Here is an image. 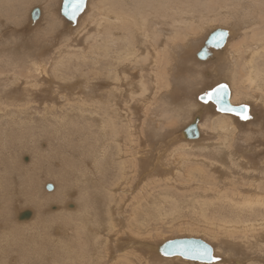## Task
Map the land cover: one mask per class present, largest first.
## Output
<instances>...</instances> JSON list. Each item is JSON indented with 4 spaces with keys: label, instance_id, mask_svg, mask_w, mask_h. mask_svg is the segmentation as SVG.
<instances>
[{
    "label": "bare ground",
    "instance_id": "obj_1",
    "mask_svg": "<svg viewBox=\"0 0 264 264\" xmlns=\"http://www.w3.org/2000/svg\"><path fill=\"white\" fill-rule=\"evenodd\" d=\"M62 2L0 0V264H187L181 256L158 252L168 239L157 241L163 231L155 226L168 215L179 217L189 204L193 211L182 210L196 217L200 226L195 227L203 232L176 238H203L223 264H264V0H87L75 22L61 14ZM35 8L40 15L33 19ZM214 19L222 23L211 28ZM219 28L230 33L226 44L208 47V56L199 58ZM195 62L208 66L203 70ZM214 75L221 76L215 84L200 80ZM220 83L229 87L232 104L249 106L251 120L217 112L211 102L198 99ZM160 93L167 94L165 111L177 118L192 116V121L159 131L168 116L158 127V116L148 107L161 99ZM12 99L17 101L9 103ZM208 108L217 112L210 117L211 130H206L211 121L205 125ZM114 112L115 118L116 113L131 118L141 112L153 121L141 131L127 126L124 134ZM196 117L200 136L189 139L184 129ZM74 137H81L77 144ZM44 138L49 144L43 150ZM56 143L63 159L69 151L80 156L79 163L69 158L75 164L65 166L60 160L51 170L59 157ZM30 148L36 150L33 155ZM195 148H205L208 158ZM192 149L202 157L195 152L194 159ZM23 151L30 154L24 158L28 162ZM173 169L182 188L199 184L195 198L196 186L184 193L193 201L182 199L188 203L182 205L178 194L173 199L168 180L169 193L155 194L153 202L141 198L151 202L149 208L133 203L131 218L124 214L127 209L119 210V176L129 183L139 179L140 185L147 176L160 178ZM233 169L242 175L237 173L238 182H231ZM227 173L230 182L223 179ZM60 174L59 181L68 183L44 191L43 181ZM107 177L119 181L113 200L105 193ZM67 195L76 196L75 207L61 204L66 210H53L55 199ZM29 217L32 222L26 224Z\"/></svg>",
    "mask_w": 264,
    "mask_h": 264
},
{
    "label": "rangeland",
    "instance_id": "obj_2",
    "mask_svg": "<svg viewBox=\"0 0 264 264\" xmlns=\"http://www.w3.org/2000/svg\"><path fill=\"white\" fill-rule=\"evenodd\" d=\"M41 3V2H40ZM39 5V4H38ZM219 19H214V20H212L211 22H209V26L211 27V28H214V27H218L219 25L218 24H220V23H222V22H220V21H218ZM217 21V22H216ZM215 22H216V24H215ZM220 22V23H219ZM215 25H214V24ZM225 22H223V27H224V25H225V27H227V25L228 24H224ZM213 25V26H212ZM220 26H222V24L220 25ZM6 28V27H5ZM45 30L44 29H42V33L44 32ZM198 36H200V35H198ZM238 38V37H237ZM0 49H1V47H0ZM0 56H2V55H0ZM202 61H207V60H202ZM202 63V64H201ZM201 63H194L195 64V66L197 67V68H200V69H203L204 70V68L205 67H207L208 66V62H201ZM204 64V65H203ZM199 71H201V70H199ZM216 73H218V71L216 72ZM215 76H217V77H215ZM204 78H200V80L203 82V81H208V84H215V83H213V82H215L216 81V83H217V80L219 79V78H221V76L219 77L218 75H214L213 77H207V76H203ZM177 80V78H175L174 77V79H172V84H174L175 83V81ZM220 81V80H219ZM177 82V81H176ZM221 82V81H220ZM236 85H235V88L236 87H238V86H240V85H238L237 83H235ZM208 87V86H207ZM237 89V88H236ZM160 95H161V99H158L157 101H156V99H154V102H153V100H152V102L150 103V107L153 105V107L155 108L156 106V108L154 109V108H150V107H148L149 108V110H148V112L150 111H152L153 112V114L154 115H156V116H158V118H157V121H156V123L158 124V122H159V124H158V127H160L161 126V124H163L162 125V127H160L159 129V131H162L161 129L162 128H164L165 127V129L163 130V131H166L167 129H173V128H175L174 126L176 125L177 127H178V125H181L182 124V120H183V123L187 120V124H188V122L192 119V116H190V117H185L184 118V116L185 115H183V117H181V115L179 116L181 119H178L177 118V115H179V114H177V113H175L174 111V113L175 114H172V112H171V110L170 111H168V109L165 111V108H167L166 107V103H165V99L164 98H167V94H164V93H160ZM64 99H66V98H64ZM237 99V98H236ZM235 99V101H239V100H236ZM15 100V99H14ZM14 100L12 99V100H9V103H11L12 101L14 102ZM11 101V102H10ZM17 100H15V102H16ZM241 101V100H240ZM252 101V100H251ZM64 102H65V104H66V100H64ZM64 102H63V104H62V106H64L65 104H64ZM202 102V101H201ZM143 104H144V102H142ZM164 103V104H163ZM203 104H209V103H204V102H202ZM58 105H60V103L58 104ZM165 106V107H164ZM40 107H42L41 105H40ZM162 107L164 108V109H162ZM127 108V107H126ZM133 108H135V107H133ZM133 108H131V109H133ZM159 108H161V109H159ZM153 109V110H152ZM158 109V110H157ZM208 111L206 112V116L208 117V118H206V122H207V124H206V122H205V125L207 126L208 125V121L211 123H209V125H211V127H209V126H207L206 127V130H208L207 128H210L209 130H211L213 127H214V125H215V122L210 118V117H214V115L217 113L216 111H212V110H210L209 108L207 109ZM126 111V110H125ZM125 111H122L123 113H125ZM156 111V112H155ZM157 111H158V113H157ZM160 111H162L163 113H162V115L163 116H161L160 115ZM166 113V114H165ZM172 115H171V114ZM115 112L113 113V116H114V118H115ZM133 114V116H131ZM130 113V116H131V118H128V117H126L125 118V116L124 117H122V118H125V120H123L121 117L119 118H117V116L119 115V113H116V118H115V120H118V122L120 121V119H122V121H120L119 123L116 121V123H117V125L118 124H120V123H123V124H125V125H123L122 124V127L124 128V129H122L121 128V130L124 132V130H125V132H124V134L126 133V127H127V129H129V128H131L130 130L132 131V129L133 130H139V128H140V131L142 130V129H144V127L143 126H145V127H147V126H149L148 124H151L152 123V121L153 120H149V122L148 121H146V119H144V117L146 118V115L144 116V115H142V113L140 112V113ZM177 114V115H176ZM139 115V116H138ZM161 117V119H160V117ZM166 116H168V117H166ZM171 116V117H170ZM173 116V117H172ZM175 116H176V118H175ZM165 118V121L163 120V118ZM128 118V119H127ZM138 118V119H137ZM182 118H184V119H182ZM132 120L133 122L135 121L136 122V124H138V125H136L135 127H134V125H135V122L134 123H132V124H134V125H132L131 124V122H130V120ZM135 119V120H134ZM159 119V120H158ZM211 119V120H210ZM126 120H128V121H126ZM137 120H138V123H137ZM141 120H143V122L141 123ZM169 120V121H168ZM201 120V119H200ZM208 120V121H207ZM164 121V122H163ZM181 121V122H180ZM192 121V120H191ZM190 121V122H191ZM125 122V123H124ZM128 122V123H127ZM148 123V124H145V123ZM163 122V123H162ZM189 122V123H190ZM246 122V121H245ZM140 123V124H139ZM214 123V124H213ZM86 124V126H87V128L89 127L90 128V126H93V127H95L94 129H96V127H98L95 123H92V125H90V123L88 124V123H83V124H80V125H85ZM96 125V126H94V125ZM128 124V125H127ZM141 124H142V128H141ZM174 124V125H173ZM187 124H184L183 126H182V130L185 128V126L187 125ZM88 125H90V126H88ZM129 125H131L132 127H129ZM213 125V126H212ZM119 127L121 126V125H118ZM138 126V127H137ZM173 127V128H172ZM93 129V130H94ZM130 130H128V131H130ZM127 131V132H128ZM79 132V133H78ZM138 132V131H137ZM77 133V135H79V136H81L82 134V132H81V130H79V131H77L76 132ZM139 133V132H138ZM137 133V134H138ZM208 133H210V132H208ZM127 134V133H126ZM137 134L136 135H134V136H137ZM124 137H126V135H124ZM78 137H76V139H75V137H74V139H73V143H78L79 142V140H80V138L79 139H77ZM46 139V140H45ZM78 140V141H77ZM77 141V142H76ZM210 141L212 142V139L211 140H209V142H208V140L206 141H203L204 143H210ZM51 143V142H50ZM42 147H41V145H40V147L44 150V149H46V146H47V144H49V142H48V139L47 138H44V139H42ZM58 143H56V145H57ZM55 145V149H56V147H59L58 148V150H62L61 148H62V146L60 147V146H56ZM254 145V142L253 143H251L250 144V146H253ZM203 147H208V146H203ZM72 148V147H71ZM75 150L77 149V148H74ZM195 149H197V148H195ZM200 149H202V151L204 152V153H206L205 152V148H200ZM199 148L197 149L198 151L200 150ZM29 150H31L30 152H31V154L33 155V152L35 151L36 152V150H35V148H30V149H28V151ZM32 150H34L33 152H32ZM57 149L55 150V153H56V158H57V156H59L58 157V159H57V162L55 161H53L54 163H55V165L53 164V166H51L50 168H51V170H54V169H56L57 168V166L59 165V163H61L62 162V165H65L66 166V163H67V165L68 164H73L74 162H72V161H76V162H78V158L80 157V156H78V155H71V153L69 152V151H65L67 154H69L70 153V155H67L66 154V158L65 159H63L62 158V152H63V150L62 151H58ZM193 150V149H192ZM191 150V151H192ZM195 151V150H193L192 151V157L194 158V159H196V158H198L197 156H200V157H202L200 154L202 153V154H204L201 150L199 151V152H201V153H199L198 154V151ZM58 151V152H57ZM26 152V151H25ZM24 151H23V155L22 154H20V156L22 155V158H23V160H24V158L26 159V157H30V154H28V152H26L25 153ZM29 152V153H30ZM34 152V153H35ZM60 152V153H59ZM69 152V153H68ZM196 152V153H195ZM81 153V152H80ZM189 153H191V152H189ZM193 153H195V155H197V156H195L194 157V154ZM207 153H209L208 151H207ZM207 153H206V155H203V157L202 158H204V156H207ZM59 154V155H58ZM67 156H68V158H67ZM71 156V157H70ZM72 156L75 158V159H72ZM188 156H190V155H188ZM191 157V156H190ZM189 158V160H190V162H192V160H193V162H198V160H194L193 158ZM199 157V158H200ZM72 160V161H70V159ZM167 158H169V157H167ZM171 158V157H170ZM207 158H208V156H207ZM77 159V160H76ZM192 159V160H191ZM56 160V159H55ZM60 160H62L61 162H60ZM65 160V161H64ZM167 160V159H166ZM25 162H28L29 160H24ZM64 161V162H63ZM170 162V159L169 160H167V162ZM56 163H58V165L56 164ZM79 163V162H78ZM75 164V163H74ZM177 165H179V161H177L175 164H173V168H174V166H175V169L177 168ZM175 169H173L172 170V172L173 173H171V174H169V175H162L160 178H162V179H160L159 177H154V176H152L151 175V177L149 176V178H148V176H147V179L146 180H144V181H142V183L139 185V182H137V181H139V179H137V181H135V180H133V182H131V183H129L128 181H124L123 182V179H121V176H119V180H120V184H119V181H117V180H114V178L112 177H110L111 179H109L108 180V177L107 178H104L103 180H105V183L106 184H104V185H107L108 184V186L107 187H105V189H106V191H108V192H106L105 191V193H106V195L108 196L109 195V200H113L112 199V197H110V195H111V191H113L114 190V188L119 184V190L117 189V191H118V193H119V200H120V208H119V210L120 211H123V209H127L126 211H125V213L124 214H126V215H128V217L129 218H131L133 215H134V213H133V210L134 209H136L137 208V206L136 205H134L135 203L137 204L138 202L139 203H144L143 205H146L144 208L146 209V207H148L149 208V205H150V203L151 202H153L155 199H157V198H154V197H158L157 195H159L160 193H162V192H166L168 189H169V182H168V180L170 181V193L169 194H172V192H173V194H172V196H173V199L177 196V194H178V196L175 198L177 201H178V199H180L179 201L180 202H182L183 200L184 201H187L188 199H190L191 200V198L193 199V197H194V195H196V192H198L199 191V187L197 186V185H199L198 183H194V184H196V185H193L192 187V189L189 187V188H187V187H185V188H182V184H181V179H180V174L178 173V171L176 172V170ZM53 172H55V171H53ZM111 172V171H110ZM239 171H237L236 173H235V170L233 169L232 170V172L231 173H233L234 175H232L233 177H238L237 176V173H238ZM55 174V173H54ZM120 174V173H119ZM174 174H176V175H174ZM230 174H229V176H231ZM238 175H241L240 173H238ZM112 176V175H111ZM231 176V177H232ZM242 176V175H241ZM244 176H246V175H244ZM55 177V175L53 176V177H50L49 179L47 178V180L46 181H43L44 182V186H43V190L44 191H46L47 190V192H52V190H53V192H55L56 190H58V187L60 186V187H63V186H65V184H67L68 182L67 181H59L60 179H62V175L60 174L58 177H60V178H54ZM170 179H169V178ZM248 177V176H247ZM55 180H54V179ZM155 178H158V180L160 179V181L162 182V181H164V182H162L161 184H160V181H158V180H156ZM171 178H173V180L171 179ZM176 178V179H175ZM178 178V179H177ZM224 178H226L225 179V181H227V182H230V180H228V173H227V177H223V179ZM235 178H233V179H235ZM53 179V181H51ZM155 179V181H157V182H155V181H153ZM230 179V178H229ZM233 179H231V182H236L238 179H239V177L238 178H236L235 179V181L233 180ZM107 180V181H106ZM111 180H113V181H111ZM150 180H152V183H151V181ZM166 180H167V182H166ZM55 181H57V182H55ZM59 181V182H58ZM116 181L118 182V183H116ZM123 183H122V182ZM147 181V182H146ZM238 181H240V179L238 180ZM237 181V182H238ZM74 182V181H73ZM115 182V183H114ZM126 182H128V183H126ZM146 182V183H145ZM172 182V183H171ZM48 183H51V184H53V188L51 189V190H48V188H47V186H46V184H48ZM64 183V184H63ZM75 183V182H74ZM110 183V184H109ZM138 183V184H137ZM56 184V185H55ZM173 184V185H172ZM180 184V185H179ZM71 185H72V181H71ZM114 185H115V187H114ZM150 185V186H149ZM45 186H46V188H45ZM113 186V189L111 188ZM149 186V187H148ZM153 186V187H152ZM197 187V189L198 190H194L193 191V189H195L194 187ZM145 187L148 189V190H146L145 189ZM228 187V186H227ZM126 188V189H125ZM130 188V189H129ZM141 188L143 189V190H141ZM152 188H154V190L152 189ZM152 189V190H151ZM164 189L166 190V191H164ZM192 190V192H194V193H192V197L190 198L188 195H187V197H189L188 199L186 198L185 199V197H186V194L184 195V193H186V192H188V190ZM127 190V191H126ZM134 190V191H133ZM140 190L141 191H145V192H141V194H144V195H141L140 194ZM151 190V191H150ZM115 192H117L116 190H114ZM133 191V192H132ZM149 191V192H148ZM152 191H154V192H152ZM159 191H161V192H159ZM110 192V193H109ZM148 192V193H147ZM166 192V193H167ZM178 192V193H177ZM109 193V194H108ZM113 193V192H112ZM139 193V194H138ZM146 193H147V195H146ZM150 193V194H149ZM158 193V194H157ZM117 194V193H116ZM155 194H157V195H155ZM175 194H176V196H175ZM115 196V193L114 194H112L111 196ZM141 195V196H140ZM114 196H113V198H114ZM122 196V197H121ZM138 196V197H137ZM145 198H144V197ZM76 197V196H75ZM75 197H71V196H69V195H67L66 196V198H64V199H62V200H60L61 198H57V199H55L56 200V202H57V200H60V202L58 201L57 203H59V204H57L56 202L52 205V208H53V210H55V209H59V208H61L62 207V205H68V207L66 206V208L67 209H69V206L70 205H74V206H70L72 209L75 207V205L76 204H74V201L72 202V200L73 199H76ZM121 197V198H120ZM140 197V198H139ZM196 197V196H195ZM194 197V198H195ZM124 198V199H123ZM134 198H138V200H136V199H134ZM141 198H143V199H146V200H148V201H151V202H143L142 201V199ZM131 199H134V201L132 200V202H131ZM183 199V200H182ZM122 200V201H121ZM123 200H125V202L127 201L128 203H125ZM136 200V201H135ZM142 201V202H140V201ZM70 201V202H69ZM138 201V202H137ZM183 201V203H182V205L183 204H188V203H186V202H184ZM189 201V200H188ZM187 201V202H188ZM191 201H193V200H191ZM67 202H69V203H67ZM114 202V201H113ZM121 202H124L125 204H126V206H124L125 204H123V203H121ZM76 203H77V201H76ZM130 203V204H129ZM134 203V204H133ZM138 203V204H139ZM62 204V205H61ZM137 204V205H138ZM149 204V205H148ZM58 205V206H57ZM128 205H129V207H128ZM132 205V206H131ZM133 206H136L135 208L133 207ZM185 207H188V209H190L192 206H191V204H189V205H184ZM190 206V207H189ZM28 207V206H27ZM26 207V208H27ZM124 207V208H123ZM132 207H133V210H132ZM182 208L181 207V213L182 214H180V218L179 217H177L178 215H179V213H178V215H176L175 217L173 216V218H172V216H167L166 218H165V221H163L164 222V224L162 223V225H160V226H155V227H157V228H159L158 230H161V231H163V232H161V231H158V233L160 234V232H161V234H160V236H158V237H156L155 239L157 240V241H159V240H164L165 238L164 237H167L166 239H171L172 237H177V236H185L186 234H189L190 232L192 233V235L193 236H199L200 235V233L201 232H203V231H201V229L200 228H198V227H195L196 225L197 226H200V224L199 223H196L194 220L196 219V217L195 216H193V218H195V219H192V214L190 215V212L189 211H183L184 209H187V208ZM35 208V207H34ZM63 209H65L66 210V208L65 207H62ZM70 208V209H71ZM128 208H130L129 209V213H128ZM143 209V208H142ZM183 209V210H182ZM35 210L37 211V209L35 208ZM130 210H131V212H130ZM191 210H192V208H191ZM68 211V210H67ZM119 211V213H121ZM193 211V210H192ZM189 212V213H188ZM59 213V212H58ZM66 213V212H65ZM131 213V214H130ZM130 214V215H129ZM187 214V215H186ZM189 214V215H188ZM183 216H185V217H183ZM31 217H33V216H31ZM31 217H29V218H27L26 220H29V221H25V222H27L26 224H30V223H28V222H32L31 221ZM128 217L126 216V219H128ZM60 218V217H59ZM182 218V219H181ZM186 218V219H185ZM190 219V220H189ZM49 220V218H47L46 219V221H48ZM171 220V221H170ZM174 220V221H173ZM189 221V223H188V221ZM181 223H180V222ZM193 221V222H192ZM22 222H24L23 220H22ZM172 222V223H171ZM185 222H187V223H185ZM174 223V224H173ZM194 223V224H193ZM179 224V225H178ZM187 224H189V225H187ZM171 225V226H170ZM183 225H185V226H183ZM193 225V226H192ZM173 226V227H172ZM189 226L190 227H192V228H189ZM202 226V225H201ZM183 227H185V228H183ZM151 228H154V226L152 227L151 226ZM156 228V229H157ZM162 228V229H161ZM174 228V229H173ZM179 228H181V229H179ZM195 231H194V230ZM183 230V231H182ZM199 230V231H198ZM167 231V232H166ZM184 232V233H183ZM195 232V233H194ZM181 234V235H180ZM164 235V236H163ZM163 238V239H162ZM165 239V240H166ZM188 262H186V260H185V262L187 263V264H195L194 262H192V261H189V260H187ZM190 262H192V263H190Z\"/></svg>",
    "mask_w": 264,
    "mask_h": 264
},
{
    "label": "snow or ice",
    "instance_id": "obj_3",
    "mask_svg": "<svg viewBox=\"0 0 264 264\" xmlns=\"http://www.w3.org/2000/svg\"><path fill=\"white\" fill-rule=\"evenodd\" d=\"M86 6V0H64V14L69 19H76L77 15L84 10ZM230 33L227 31H220L215 33L209 40L210 44L216 47H222L224 40L229 37ZM206 55V53H201ZM228 86L225 84H218L215 87L203 92L198 97L204 103L212 102L214 106L218 107L219 111L235 113L237 117L242 120L249 121L253 117L250 113L249 106L247 104L232 106L229 99ZM186 245L190 244V247H185L181 254H188L191 252L194 259L203 261V264H223V257L217 255L212 247L207 244H198L196 242H185ZM164 254L169 255L167 246L164 249Z\"/></svg>",
    "mask_w": 264,
    "mask_h": 264
},
{
    "label": "water",
    "instance_id": "obj_4",
    "mask_svg": "<svg viewBox=\"0 0 264 264\" xmlns=\"http://www.w3.org/2000/svg\"><path fill=\"white\" fill-rule=\"evenodd\" d=\"M86 3H87V0H86ZM64 0L62 2V6H61V14L65 16L64 14ZM82 12V11H81ZM81 12L77 15L76 19H69L67 16H65L68 20L72 21V22H75L79 15L81 14ZM40 15V10L38 8H35L34 9V12H33V19H36L38 16ZM220 31H227L225 28H219L215 31H213L209 37L207 38L206 42H205V46H203V48H201L200 52L198 53V56L199 58H206L208 56V47H213V48H216V49H221L225 44H226V41H227V38L224 40L223 42V46L222 47H216L215 45L213 44H210L209 43V40L211 39V37L215 34V33H218ZM228 32V31H227ZM201 53H206V55H201ZM220 84H225V83H220ZM227 85V84H225ZM228 90H229V87H228ZM229 93H230V90H229ZM229 99H230V95H229ZM231 102V100H230ZM212 103V102H211ZM213 104V103H212ZM214 105V104H213ZM232 106H239V105H234L231 103ZM243 105V104H241ZM215 107V110L217 112H222V111H219L218 110V107L217 106H214ZM222 113H228V112H222ZM231 114H234L235 113H231ZM198 123H199V118L196 117L193 122L191 124H189L185 129H184V134L187 138L189 139H196L200 136V132H199V128H198ZM47 188L48 190H51L53 188V185L51 183L47 184ZM185 242H196L198 244H207L209 247H212L206 240H204L203 238H197V237H178V238H172V239H168L166 240L164 243H162L159 247H158V252L165 256V257H174V256H181L185 259H188V260H191V261H195V262H199V263H203V261L201 260H197V259H194L191 252H189L188 254H181L183 251H184V248L187 246V247H190L191 245L188 244L186 245ZM167 246V250L168 252L170 253L169 255H165L164 254V249L165 247ZM213 248V247H212Z\"/></svg>",
    "mask_w": 264,
    "mask_h": 264
}]
</instances>
